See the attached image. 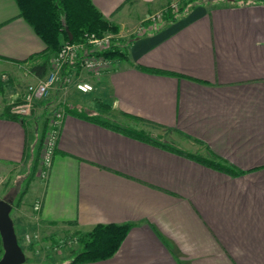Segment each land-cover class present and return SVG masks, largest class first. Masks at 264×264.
Instances as JSON below:
<instances>
[{"label":"crops","instance_id":"1","mask_svg":"<svg viewBox=\"0 0 264 264\" xmlns=\"http://www.w3.org/2000/svg\"><path fill=\"white\" fill-rule=\"evenodd\" d=\"M91 1L118 26L114 39L129 42L128 59L100 76L83 72L53 87L46 105H34L42 108H34L39 116L46 114L40 126L30 120L35 113L3 114L22 100L24 78L40 79L28 58L46 46L16 2L0 0V165L33 170L16 206L48 234L130 224L110 257L76 264H264V3ZM171 2L185 7L175 20L136 33L148 25L147 15ZM80 81L92 90L79 91ZM56 100L232 170L63 111L51 163L41 175L47 111Z\"/></svg>","mask_w":264,"mask_h":264},{"label":"trees","instance_id":"2","mask_svg":"<svg viewBox=\"0 0 264 264\" xmlns=\"http://www.w3.org/2000/svg\"><path fill=\"white\" fill-rule=\"evenodd\" d=\"M20 10L21 17L31 26L33 31L44 42L45 49L41 52L30 55V70L38 77H43L49 67L52 56L60 49L63 43L67 41H77L82 35L95 33L102 35L111 33L115 35L118 32V26L103 17L91 0H14ZM234 2H246L248 0H230ZM264 3V0H251ZM194 3V1H191ZM185 7L180 6L177 12L167 10L162 15L161 21L175 20ZM159 22V23H160ZM157 23L153 30H158L160 24ZM71 37V39H69ZM132 39H130L131 41ZM129 43V42H128ZM128 43L118 42L114 38L109 48L99 52L102 56L113 60H127ZM145 69V68H143ZM149 72H157L152 69H145ZM65 112L74 113L85 119L98 122L104 126L122 132L126 135L140 139L146 143L160 146L169 151L187 156L197 162L207 166L231 171L232 169L224 165L221 161L206 158L199 154L190 153L184 149L176 147L164 140L162 137L147 133L141 129L122 128L99 116L89 115L82 108L73 110L67 105L64 106ZM3 114L12 119H18L20 116L10 113V105H6ZM24 118V117H22ZM24 191H21L16 205L21 202ZM12 203V202H11ZM130 224H97L87 232H76V241L80 248L73 255L68 264L80 262H93L110 257L118 249L121 241L125 237ZM3 253L0 239V257Z\"/></svg>","mask_w":264,"mask_h":264},{"label":"built area","instance_id":"3","mask_svg":"<svg viewBox=\"0 0 264 264\" xmlns=\"http://www.w3.org/2000/svg\"><path fill=\"white\" fill-rule=\"evenodd\" d=\"M178 9V2H171L154 17H150L149 24L155 27L162 19L165 11L171 10L172 12H177ZM113 38L114 35L111 33L97 35L85 32L79 40L63 43L51 58L45 77L33 84H29L26 87L22 100L12 103L10 112L20 117L29 116L33 111L35 102L46 96L51 86L58 80L60 81V85L66 86L71 83L74 75L82 72L93 76H100L114 63L113 60L99 54V52L110 47ZM76 88L81 92H89L92 90V85L89 82L80 81L76 83ZM62 116V112L55 111L49 120V128L44 137L41 150V175L46 174L47 168L51 163ZM34 208L37 209L38 205L36 204Z\"/></svg>","mask_w":264,"mask_h":264},{"label":"rangeland","instance_id":"4","mask_svg":"<svg viewBox=\"0 0 264 264\" xmlns=\"http://www.w3.org/2000/svg\"><path fill=\"white\" fill-rule=\"evenodd\" d=\"M165 7L167 6H164L163 8L158 9L150 13L149 15H147L146 21H148V25L146 24V25L138 27L136 30V33L141 34L145 31L153 30L155 27H152L151 24H149L150 17H154L159 11H161ZM44 77L45 75L41 77L40 79ZM26 79L27 78H24L25 90L29 84H33L37 82V81H30L28 79L27 81ZM73 80L71 81V83L73 82ZM55 86L57 87L61 86L59 80L56 81V83H54L51 86V88L48 91V94L44 96L42 99L37 100L38 102L36 101L37 103L35 102L36 104L34 105H38V107L39 106L42 107V105H46V101L50 99L51 89ZM60 88H63V86H61ZM56 101H57L56 107H54L52 110H49L47 108L48 109L47 114L48 113L50 114L47 117V120L45 123L44 135L42 139V146L44 143V137L49 128L48 123H49V120L52 118L53 112L57 111L59 113L61 112L63 113V111H65V108L63 107L62 102L59 100H56ZM17 102L19 101H13L12 103H17ZM12 103L9 104L10 107ZM38 107L35 106L34 108L42 111V108L38 109ZM36 109H34L35 111L34 112L32 111V113L30 114V116H32V114L35 113L34 118L30 120L32 122L33 120H35L34 123H36V121L39 122L38 124H40L41 126V121H42L41 119L44 120L46 117V114L44 113L43 115L42 113L39 116L40 111H36ZM42 146H41V150H42ZM40 159H41V152H40ZM32 172L33 170H31L30 168H28L27 171H19V167H16V166L0 165V199L9 200L12 202L10 216L14 223L18 243L20 244V246L24 250V253L26 254V260L22 264H30L29 260L34 259V258L36 259V257H39L40 260H44V261L46 260V264H61L62 261H65V260L69 262L72 259L73 255L80 248L78 241H76L75 239L76 238L75 234L74 235L71 233L62 234V232L59 234L58 233L54 234L50 232L48 234V232H46V230L42 227L41 224L38 223V221L35 218H29V216L24 215L23 213H21L20 209H18V206H16V201L21 191L24 189V186H26L29 175ZM35 174H36V171H35ZM26 199L29 202V197Z\"/></svg>","mask_w":264,"mask_h":264},{"label":"water","instance_id":"5","mask_svg":"<svg viewBox=\"0 0 264 264\" xmlns=\"http://www.w3.org/2000/svg\"><path fill=\"white\" fill-rule=\"evenodd\" d=\"M11 208V201L0 199V239L3 249L0 264H22L26 260V255L18 243L14 223L10 216Z\"/></svg>","mask_w":264,"mask_h":264}]
</instances>
